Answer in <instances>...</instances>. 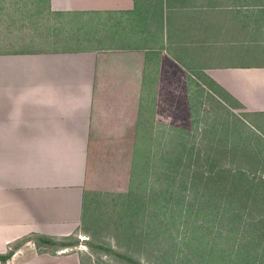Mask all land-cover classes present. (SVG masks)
I'll use <instances>...</instances> for the list:
<instances>
[{
    "label": "crops",
    "instance_id": "crops-1",
    "mask_svg": "<svg viewBox=\"0 0 264 264\" xmlns=\"http://www.w3.org/2000/svg\"><path fill=\"white\" fill-rule=\"evenodd\" d=\"M45 5L0 4V256L23 239L0 264H81L83 249L58 239L79 238L85 207L123 192L139 131L164 145L190 101L264 115V61L228 52L264 45V0Z\"/></svg>",
    "mask_w": 264,
    "mask_h": 264
},
{
    "label": "rangeland",
    "instance_id": "rangeland-1",
    "mask_svg": "<svg viewBox=\"0 0 264 264\" xmlns=\"http://www.w3.org/2000/svg\"><path fill=\"white\" fill-rule=\"evenodd\" d=\"M0 2L27 13L46 12L45 0ZM241 48L229 45L228 52L244 54L249 62L264 61V45ZM222 52L226 50L220 47L218 56ZM171 100L178 104L176 111L184 110L181 98ZM198 100L197 111L189 108L190 101L187 113L171 115L164 145L161 140L146 144L139 131L136 160L126 185L122 180L123 192L85 207V233L79 238L58 239L79 246L84 238L81 264H264V115L243 114L216 98ZM217 167L253 177L259 194L240 195L241 201L223 214V197L216 202V214L201 212L198 202L208 197L205 179Z\"/></svg>",
    "mask_w": 264,
    "mask_h": 264
},
{
    "label": "trees",
    "instance_id": "trees-1",
    "mask_svg": "<svg viewBox=\"0 0 264 264\" xmlns=\"http://www.w3.org/2000/svg\"><path fill=\"white\" fill-rule=\"evenodd\" d=\"M206 177V176H205ZM253 177L246 175L244 172H241L239 169H230V168H224V167H217L214 171V173H208V176L206 177L204 182L205 195H208L207 199L203 198L201 201H199V208L200 210H203L201 212L207 213V214H216L218 212V205H216V202H219L220 199L223 197V203L225 206L221 207L223 211H220V214H223L224 210H228L232 203H235L236 201L240 202L241 198L240 195H250L257 196L259 194V191L256 190V188H253L256 186V184H252ZM254 185V186H253ZM253 186V187H252ZM242 189H244L242 191ZM253 189L254 191H251ZM174 198H177V196H173ZM238 197V198H237ZM179 200V198H177ZM175 199V200H177ZM237 203V202H236ZM210 206L211 208L206 209V206ZM215 210V211H214ZM232 214V213H231ZM230 212L228 215H231ZM227 216V215H226ZM228 217V216H227ZM30 238V237H27ZM33 238L36 240L35 242H52L51 239L44 237L43 235H35ZM23 239H20L14 243V245L11 246V248L0 256L1 259L7 258L10 253L12 252L13 248L22 242ZM58 245L66 246V245H72L75 242L73 241H59ZM39 244V243H38Z\"/></svg>",
    "mask_w": 264,
    "mask_h": 264
},
{
    "label": "built area",
    "instance_id": "built-area-1",
    "mask_svg": "<svg viewBox=\"0 0 264 264\" xmlns=\"http://www.w3.org/2000/svg\"><path fill=\"white\" fill-rule=\"evenodd\" d=\"M79 247L80 248H83L84 247V244L83 243H79Z\"/></svg>",
    "mask_w": 264,
    "mask_h": 264
}]
</instances>
